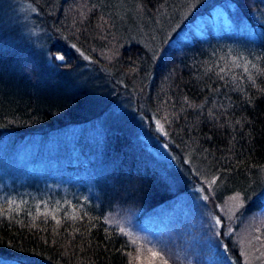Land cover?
<instances>
[{
	"label": "trees",
	"instance_id": "trees-1",
	"mask_svg": "<svg viewBox=\"0 0 264 264\" xmlns=\"http://www.w3.org/2000/svg\"><path fill=\"white\" fill-rule=\"evenodd\" d=\"M18 1L35 11L40 47L0 0V143L67 139V129L104 112L115 86L135 112L161 121L179 163L215 175L216 199L237 195L238 216L264 220V0ZM44 45L48 63L34 48ZM119 128L98 143L77 134V146L90 139L86 153L79 146L85 156L100 151L99 166L66 172L91 173L84 191L58 197L66 173L59 186L29 174L17 186L14 176L0 179V264H145L116 220L136 221L186 186L133 138L132 123ZM256 233L263 248L264 221ZM217 244L215 264H227Z\"/></svg>",
	"mask_w": 264,
	"mask_h": 264
},
{
	"label": "rangeland",
	"instance_id": "rangeland-1",
	"mask_svg": "<svg viewBox=\"0 0 264 264\" xmlns=\"http://www.w3.org/2000/svg\"><path fill=\"white\" fill-rule=\"evenodd\" d=\"M7 8L10 12L8 19L16 18L22 24L21 35L37 44V40L40 39L39 26H35L31 20L35 14L34 9L18 0H10V7ZM47 37L50 41L51 37ZM37 45L40 47L39 44ZM34 48L48 63V51L45 45L43 49ZM85 62L86 66L91 67L90 61ZM91 68L93 71V65ZM80 82L78 78L74 79L75 84ZM115 90L113 86L112 93L103 94L106 98L112 97L104 112L83 126L73 125L67 129L64 132L67 139L60 137L55 144L49 142L38 147L34 143L13 146L7 140H2L0 179L8 181L14 176L13 180L17 186L18 179L22 178V175L29 174L39 178L52 177V184L59 186L61 180L58 176L62 174L58 173L75 170L79 162L87 165L90 160H94L97 166L101 163L98 161L99 149L96 151L97 154L91 156L83 154L91 148L90 139L89 143L84 140L79 144L83 153L79 151V146L75 143L79 138L78 133L85 132L86 136L98 143L99 139L95 138L98 134L101 137L105 132L120 131L119 127L130 122L134 126L133 131L130 132L133 138L146 147L160 164L172 173L177 182L186 186L185 192L178 194L174 200L141 215L142 217L140 216L141 218L136 221L134 217H120L116 220L120 229L131 239V243L135 241L133 244L139 247L138 250L142 252L141 257L145 264H160V256L167 261V264L175 262V260L172 262L171 258L176 259L180 264H215L216 242L218 243L216 246H219L224 253L227 264H258L264 260V247L262 248L259 243V233H256V226L264 221L263 217H259L262 214L251 218L246 215L238 216L243 202L237 195L216 199L215 183H211L215 181V175H211L207 170H200L196 163H194L195 167L187 160L179 163L169 149L161 121L153 118L149 122L142 114L133 110L132 99L116 96ZM91 170L93 176L100 175L92 162ZM185 175L189 177L188 181ZM66 176H68L66 180L69 182V188L65 190L62 188L64 192L56 191L58 197L63 198L69 194L72 196L76 192L84 191L93 180L89 172H84L75 178H73L74 174L66 173ZM74 182L77 184L74 185ZM234 197L238 199H233ZM217 220L220 221L219 224L216 223ZM225 239H230L229 246L228 243L225 244ZM232 244L237 246L238 251L235 254H232ZM154 252L159 256H154Z\"/></svg>",
	"mask_w": 264,
	"mask_h": 264
},
{
	"label": "snow or ice",
	"instance_id": "snow-or-ice-1",
	"mask_svg": "<svg viewBox=\"0 0 264 264\" xmlns=\"http://www.w3.org/2000/svg\"><path fill=\"white\" fill-rule=\"evenodd\" d=\"M61 59H62V57H61ZM245 71H247V69H245ZM211 183H215V181H212ZM233 199H238V197H234ZM216 223L219 224L220 221L217 220ZM125 235H127V234L125 233ZM133 243H135V241H133ZM153 255L159 256V254L155 253V252L153 253ZM159 258H160V264H167V261L162 256H160Z\"/></svg>",
	"mask_w": 264,
	"mask_h": 264
},
{
	"label": "water",
	"instance_id": "water-1",
	"mask_svg": "<svg viewBox=\"0 0 264 264\" xmlns=\"http://www.w3.org/2000/svg\"><path fill=\"white\" fill-rule=\"evenodd\" d=\"M54 56H55L57 62H64V58L62 57L61 54L56 53V54H54ZM61 57H62V59H61Z\"/></svg>",
	"mask_w": 264,
	"mask_h": 264
}]
</instances>
